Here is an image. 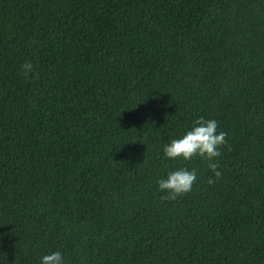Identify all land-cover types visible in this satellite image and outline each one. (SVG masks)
<instances>
[{
    "label": "trees",
    "instance_id": "obj_1",
    "mask_svg": "<svg viewBox=\"0 0 264 264\" xmlns=\"http://www.w3.org/2000/svg\"><path fill=\"white\" fill-rule=\"evenodd\" d=\"M200 116L228 133L213 185L163 155ZM54 251L264 264V0H0V264Z\"/></svg>",
    "mask_w": 264,
    "mask_h": 264
},
{
    "label": "clouds",
    "instance_id": "obj_2",
    "mask_svg": "<svg viewBox=\"0 0 264 264\" xmlns=\"http://www.w3.org/2000/svg\"><path fill=\"white\" fill-rule=\"evenodd\" d=\"M21 74L24 77L33 74V79L39 77V73L35 72L31 61H25L21 65ZM218 126L216 119H206L204 116H200L193 121L191 130H188L180 138L172 139L170 143L164 146V158L171 160L182 158L184 161H190L193 157L199 156L207 160L211 172L207 183L209 185L215 184L223 176L218 160L222 155L220 149L222 146L228 145V133L225 131L217 132ZM197 179L198 172L195 168L191 170L179 168L170 171L166 178H160L156 182L158 191L164 193L160 199L162 201H175L187 195L192 191ZM41 264H65L64 256L60 251L51 252L42 256Z\"/></svg>",
    "mask_w": 264,
    "mask_h": 264
}]
</instances>
